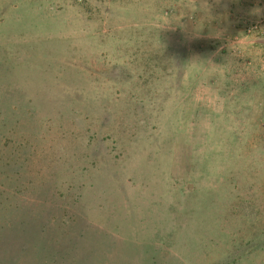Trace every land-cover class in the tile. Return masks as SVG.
<instances>
[{
	"label": "rangeland",
	"instance_id": "1",
	"mask_svg": "<svg viewBox=\"0 0 264 264\" xmlns=\"http://www.w3.org/2000/svg\"><path fill=\"white\" fill-rule=\"evenodd\" d=\"M208 4L0 0V264H264V0Z\"/></svg>",
	"mask_w": 264,
	"mask_h": 264
},
{
	"label": "clouds",
	"instance_id": "2",
	"mask_svg": "<svg viewBox=\"0 0 264 264\" xmlns=\"http://www.w3.org/2000/svg\"><path fill=\"white\" fill-rule=\"evenodd\" d=\"M222 0H215L216 4H220ZM226 7V5H225ZM202 9H206L207 12H210V6L208 4V0H199V5H198V0H193V7L190 9L192 13L196 11H202ZM261 10L259 8H254L250 11L251 15H260ZM203 27H197L196 25L193 28V34L195 36H199L200 32L202 31ZM222 35V30L221 29H216L210 32V36L219 38ZM234 50L230 48V53H232ZM215 65V64H214Z\"/></svg>",
	"mask_w": 264,
	"mask_h": 264
},
{
	"label": "trees",
	"instance_id": "3",
	"mask_svg": "<svg viewBox=\"0 0 264 264\" xmlns=\"http://www.w3.org/2000/svg\"><path fill=\"white\" fill-rule=\"evenodd\" d=\"M16 187V185H15ZM16 220L15 222H11L10 224H13L12 227L14 226L18 229L19 231V235L21 237H26L27 234L29 233V226L31 224V222L33 221L34 218L31 217L30 213H28L27 211H22V212H18L16 213ZM6 225V224H4ZM23 250H25V248H23Z\"/></svg>",
	"mask_w": 264,
	"mask_h": 264
},
{
	"label": "built area",
	"instance_id": "4",
	"mask_svg": "<svg viewBox=\"0 0 264 264\" xmlns=\"http://www.w3.org/2000/svg\"><path fill=\"white\" fill-rule=\"evenodd\" d=\"M245 31V37L252 36L264 29V16L259 20L251 24L243 25ZM237 43L242 41L241 39H235Z\"/></svg>",
	"mask_w": 264,
	"mask_h": 264
},
{
	"label": "crops",
	"instance_id": "5",
	"mask_svg": "<svg viewBox=\"0 0 264 264\" xmlns=\"http://www.w3.org/2000/svg\"><path fill=\"white\" fill-rule=\"evenodd\" d=\"M243 40H246V39H242V41ZM254 42H257V41H254ZM248 43H253V39L251 40V41H249ZM248 43H245L244 42V44L243 45H241L240 46V48H239V50L241 51V53L243 54V55H241V57H242V59L245 57H247V52L249 53V55H251L252 53H256L255 52V50H257V48H259V47H261V48H264V44H263V46H261V45H258L257 46V44H256V48H254V47H252L251 45L249 46V44ZM254 48V49H253ZM263 50V49H262ZM257 61H258V59H256V62H255V65H258L259 63H257ZM262 61V60H261ZM262 63V62H261ZM262 67H264V62H263V65H261ZM253 67H255V66H253Z\"/></svg>",
	"mask_w": 264,
	"mask_h": 264
}]
</instances>
